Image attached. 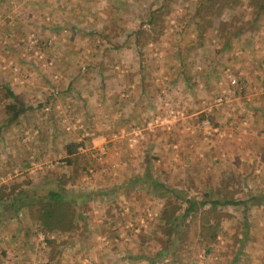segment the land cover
Segmentation results:
<instances>
[{
    "label": "rangeland",
    "instance_id": "1",
    "mask_svg": "<svg viewBox=\"0 0 264 264\" xmlns=\"http://www.w3.org/2000/svg\"><path fill=\"white\" fill-rule=\"evenodd\" d=\"M30 1L0 0V96L7 84L28 107L8 124L0 104V183L27 178L41 185L72 176L75 166L77 173L70 180L75 189L88 193V225L97 224L86 236L113 233L110 222H131L130 228L155 233L149 234L154 247L165 236L157 225L161 202L154 194L161 190L144 182L123 184L142 173L144 157L152 176L191 196L221 183L222 176L231 178L242 198L250 192L264 193L263 25L243 30L221 48L215 46V29L208 28L201 47L189 50L185 58L184 66L195 81L189 85L182 79L176 49L198 39L187 19L197 0H60L52 9ZM163 1L170 6L161 18L162 32L140 50L132 34H112L107 22L100 21L120 17L126 31L140 25L149 29V8ZM245 3L239 9L248 18ZM230 16L222 14L213 25ZM106 31L109 37L103 36ZM71 141L79 144L75 165H66L64 146ZM102 147L106 154L99 153ZM109 187H115L114 192L104 194ZM225 209L231 213L229 224L212 250L205 254L202 245L192 242L176 264H230L238 247L231 235L243 232L242 206ZM247 214L249 230L238 264H264V201L249 203ZM26 217L23 210H3L0 229L11 232L16 224L21 235V230L28 231ZM128 227L117 228L115 235H127ZM134 228L131 234L139 232ZM74 236L81 235L76 231L70 238ZM83 244L84 238L80 243L65 242L59 264H87L82 260L93 250L104 253L102 244L92 243L88 250ZM119 248L117 256L135 246L126 243ZM0 250L8 255L1 244ZM37 256L35 263H44L42 255ZM119 258L117 264H138L122 255L114 260ZM0 264H10V259Z\"/></svg>",
    "mask_w": 264,
    "mask_h": 264
},
{
    "label": "trees",
    "instance_id": "2",
    "mask_svg": "<svg viewBox=\"0 0 264 264\" xmlns=\"http://www.w3.org/2000/svg\"><path fill=\"white\" fill-rule=\"evenodd\" d=\"M244 2L249 8L248 18H244L245 11L239 9ZM39 6H44V4H39ZM169 6V3L163 1L149 8L148 22L151 25L149 29L140 25L135 30L126 31V26L120 17H114L111 21L100 18V21H102V24L104 21L108 23H106L107 29L112 34L114 32L117 34L125 32L129 36L132 34L133 43L140 50L147 42L157 40V35L162 32L161 30L164 26L162 23L164 21L161 18H163L164 12H168ZM224 13L230 14V18L220 19L219 22L213 25L215 18L220 17ZM30 19L33 20V18ZM187 19L192 20V24H194L193 30L198 39L189 41L188 46L183 49L178 47L176 53L179 55L180 63L178 64L181 67L182 79L185 84L192 85L195 81L191 78L188 68L184 66L188 51L194 50L198 46L201 47L204 35L210 27L215 29L218 37L215 46H220L221 48V45L227 46L232 38L238 37L243 30L253 31L258 24L264 26V0H197ZM69 29L77 30L78 28L70 26ZM111 33L106 31L103 36L109 37ZM104 39L107 42L111 41L109 38ZM231 82L236 83V79ZM2 88L3 96H0V100L5 97L6 101H0V104H2L1 110L7 115L6 123L11 124L17 121L21 115H24L28 107L18 101V95L13 92L9 85H2ZM78 145V143L73 141L65 144L63 160L66 165H75L76 157L73 154L76 152ZM141 165L142 173L136 178L128 179L123 184L134 186L144 182L156 190L160 188V192L154 193L160 198L161 202L160 210L157 214L159 220L157 225H161V230L165 236L161 239L158 238V247L148 243V247L151 250L150 255L133 256L137 259L138 264H176L180 259L179 253L182 250L189 252L192 242L202 245L205 254L209 253L214 243L217 242L218 236L221 233L222 236L225 235L223 231L229 224L231 213L225 207L236 208L237 206H242L241 221L243 232L239 237L236 233L231 235L233 241L238 243V247L229 260L230 264H238L249 230L247 220L249 203L263 202L264 193L250 192L246 198H242L237 195L239 190L231 186V178L222 176L221 183L218 181V184L210 185L206 189L207 191L197 190L191 196L186 189L167 186L161 179L152 176L150 166L145 157ZM25 166H29L27 161H25ZM73 168V175H75L77 173L76 168L75 166ZM70 176L67 175L65 178L54 181L49 179L41 185H32V181L27 178L16 183H0V215L3 210H6L7 214H17L20 210L26 212L28 217H26L27 220L24 223L33 227L32 236L27 235L26 238L36 237L38 249H41L40 244L44 246L47 244L50 251L47 258V263L49 264H59L65 242H68L71 239L70 237L76 234V231L82 236L79 238L86 237L89 232L88 223L90 221L87 220L85 213L88 193L82 189H75L73 187L75 181H71L70 178L72 176ZM190 182L192 184L190 187H192V179H190ZM111 188L110 190H104V194L108 191H111L110 194H112L115 187ZM211 191H215L216 195L212 196L210 194ZM149 192L153 193L152 191ZM52 234L59 236V243L56 242V238H52ZM149 234L153 235L155 233L151 231L147 234V232L141 230L137 235L140 240L139 243H145L150 236ZM1 252L5 253L4 250ZM45 253L47 252L45 251ZM16 255L17 253H15ZM6 262L9 263L8 260Z\"/></svg>",
    "mask_w": 264,
    "mask_h": 264
},
{
    "label": "crops",
    "instance_id": "3",
    "mask_svg": "<svg viewBox=\"0 0 264 264\" xmlns=\"http://www.w3.org/2000/svg\"><path fill=\"white\" fill-rule=\"evenodd\" d=\"M31 1H30L31 4H35V5H37V7H38V4H41V5L44 4V5H49V7L48 6L47 7L49 9H52L54 7V5H56L55 2L60 1V0H31ZM51 1H53L54 4ZM48 2L50 4H48ZM58 4H60V3H58ZM56 7H58V6H56ZM48 8H45L46 11L45 10H43V11L49 14L50 11ZM57 13H58V10H57ZM13 92L15 94L18 93L17 89L14 90ZM108 189L110 190L112 188L109 187ZM110 192L108 191L106 194L110 195ZM107 211H108V209H107ZM119 213L123 214L122 211H120ZM148 214L150 216L146 215L145 218H148V216L150 218L152 217L151 216L152 214L150 213V211H148ZM89 223H91V222H89ZM102 224H103V226H106L107 221H103ZM127 224L131 225V222H127ZM127 224L123 225V223L120 224L119 222L118 223L110 222L109 226H110V228L114 229L113 233L108 234L107 233L108 231H102V232H99V234H97V236L87 235L86 237H84V244L86 245L85 250H88V246L91 245L92 243H98L99 246H101L100 244L104 245L102 247L104 253L101 252V253H103V255L100 256L99 253H97L96 251L93 250V252L89 253L90 254L89 257L85 256L86 258H84L83 259L84 261L82 260V262L84 263L86 261V262H88L87 264H114V261H115V263L117 264L120 261V258L117 260H114V258L116 259L117 257H120L121 255L123 258L125 257L126 259H129V261H132V259H135L133 256L141 257V256H144L147 254L150 255L151 250L148 247L149 246L148 243H150L149 237L145 241V243L140 244L139 243L140 240L137 238V235L143 229H140V231H139L137 227L136 228H134V227L130 228V227H128ZM88 226H89L88 229L89 228H97V224H95L93 222H92V225H88ZM145 226H147V224L141 226L140 228H143ZM123 227L130 228L127 235H123V234H119V236L115 235L117 233L118 229L123 228ZM0 228H1V226H0ZM11 228L13 230L11 232L10 231L8 232L4 229L3 230L0 229V244L3 246L4 249H6V253L8 254L7 256H5V253L1 252L2 250H0V261L1 260L5 261V259L8 257L10 259V264H34L36 262L35 260L39 257L37 255H42V257H43L42 259L44 261V264L45 263L49 264V263H47V261H48L47 258H48V254L50 253V251L48 249L47 244H46V246L40 244L41 249H38V246L36 245L37 244V238L36 237H34V238L32 237L31 239L26 238L27 235L32 236L31 232L33 230V227L30 224L29 225L26 224V227H25V228H28V231H22L21 230V232H20L21 235H18L19 228H17L16 224H14L13 227H11ZM133 228H134L133 232H138V231L139 232L131 234ZM148 232H150V229H148L147 234H148ZM95 234H96V232H95ZM52 238H56L57 243L60 242L59 236H57L56 234H52ZM72 238H71L72 241L69 240L71 243H74V242L80 243L83 240V238H79V237H75V236ZM80 239H81V241H80ZM126 243L127 244L131 243L132 247L135 246V249H132V251L126 250V252H123L120 256H117L118 253H116V252L120 250L119 245L126 244ZM13 244L14 245L18 244L19 248H17V246L14 248ZM84 244L82 245L83 247H84ZM23 245H25L24 249H22ZM114 246L116 247V249L113 250L112 248ZM136 246H138L139 248H137ZM96 248H95V250H96ZM45 251L47 253H45ZM15 253H17L16 256H15ZM61 254L62 255L64 254L63 250H62ZM102 256L104 258H102ZM112 256H115V257L111 258ZM131 257H133V258H131ZM40 264H42V263H40ZM74 264H78L77 261H75Z\"/></svg>",
    "mask_w": 264,
    "mask_h": 264
},
{
    "label": "built area",
    "instance_id": "4",
    "mask_svg": "<svg viewBox=\"0 0 264 264\" xmlns=\"http://www.w3.org/2000/svg\"><path fill=\"white\" fill-rule=\"evenodd\" d=\"M229 76V79L231 80V81H233V79H231V75H228ZM115 136V135H114ZM106 149L104 148V147H102L101 149H100V151H99V153L100 154H106Z\"/></svg>",
    "mask_w": 264,
    "mask_h": 264
}]
</instances>
